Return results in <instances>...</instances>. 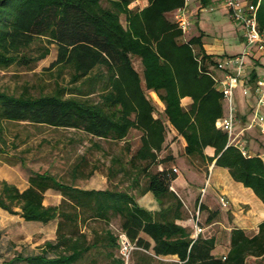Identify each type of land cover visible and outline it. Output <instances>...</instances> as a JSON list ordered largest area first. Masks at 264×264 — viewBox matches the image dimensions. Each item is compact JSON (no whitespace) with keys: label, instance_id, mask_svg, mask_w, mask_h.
Returning <instances> with one entry per match:
<instances>
[{"label":"trees","instance_id":"trees-1","mask_svg":"<svg viewBox=\"0 0 264 264\" xmlns=\"http://www.w3.org/2000/svg\"><path fill=\"white\" fill-rule=\"evenodd\" d=\"M148 2L144 9L133 11L131 0H0V70L47 58L46 45L39 47L38 55L27 53L42 39L56 45L52 67L72 70L69 86L57 83L50 94L17 96L0 91V155L9 151V122L75 129L112 142L125 141L132 129L143 131L141 147L127 161L113 157L106 176L131 180L127 189H86L35 171H30L24 189L0 180V209L26 222H57L53 241L29 254L15 251L0 264H128L121 234L133 246L131 256L134 250L150 252L141 264H247L249 257H264V221L252 235L233 227L227 252L216 256V236L194 238L192 227L179 223L184 204L171 190L174 173L150 171L159 164L168 124L154 119L159 108L141 89L132 56L141 58L146 86L159 94L165 105L161 112L186 140L187 155L204 157L205 150H212L210 164L227 169L234 181L252 189L264 204V152L245 157L228 145L227 134L216 127L223 114L222 94L209 75L217 61L202 50L203 32L181 43L182 31L167 14L182 7L184 0ZM258 21L264 29V3ZM259 82L254 68L244 84L254 101ZM186 97L193 100L188 109L182 105ZM126 150L130 151L128 145ZM80 167H74V179L84 176ZM143 177L148 183L141 189ZM137 189L142 195L152 192L160 210L150 212L140 206L133 192ZM48 191L62 196L59 204H45ZM199 211L209 212V223L219 214L203 203ZM1 234L0 230V239Z\"/></svg>","mask_w":264,"mask_h":264},{"label":"rangeland","instance_id":"rangeland-1","mask_svg":"<svg viewBox=\"0 0 264 264\" xmlns=\"http://www.w3.org/2000/svg\"><path fill=\"white\" fill-rule=\"evenodd\" d=\"M194 2L196 0H192L191 4ZM201 2L204 5V0ZM107 3V1L104 2L105 5ZM148 3V0H131L130 9L133 11L142 10ZM200 10H191L190 16L192 17L193 25L187 34V39L183 35L179 37L181 43H188L191 38L200 33L197 23L200 20L207 26V34L209 36L218 37L226 45L241 40L242 32L240 26L231 19L227 9L222 4L219 3L218 6H209ZM175 11L169 12L167 18L177 24ZM122 22L125 26L127 25L125 15H122ZM42 45H46L50 49V54L47 58L31 66L15 64L8 69L0 70V91H6L17 96H38L40 94L53 93L57 87V83L62 86H69L72 70L65 68L62 71L58 66L52 67V63L57 58L55 44H50L47 39H42L33 45L27 53H30L31 56L38 55L39 47ZM253 57L252 63H257L254 67H257V65L260 66L257 70L259 73H263L264 70L261 67V62L264 56L255 53ZM132 63L140 75L141 89L146 97L159 108L160 112L153 113L154 119L155 117L162 118L168 124L164 148L158 154L159 164H154L150 171L156 173L166 169L170 173H174L175 178L171 181V190L180 197L184 204L185 221L181 224L189 225L194 231V224L197 223V215L199 213L198 223L204 228L202 234L204 236H216L218 241L216 247L218 248L217 252L224 255L229 244L230 224L233 215L230 210L223 208L220 204V197L223 196L221 188H215L212 191L211 188L207 187L206 190L208 193L205 196L202 191V188H205V182L211 175V170V179L214 176V164H210L208 161V157L212 155V150H205L204 157L200 155H187L185 152L186 145L184 146L186 140L178 134L176 129L168 122L166 115L161 112L164 111L165 105L159 94L146 86L144 66L141 58L132 56ZM211 70L215 74L213 76L221 77V75H218L220 71L216 68H212ZM210 76L212 77V75ZM212 79L214 80L213 77ZM214 84L216 90L222 94L223 103V114L216 120L215 124H217V121L226 114V105L224 95L219 89V84L215 80ZM183 103L182 99V105ZM254 103V99L248 95L246 96L243 91L237 92L239 109L238 130L243 131L244 138L247 140V145L252 155L264 152V136L261 135L260 131L258 129L245 130ZM6 128L9 151L6 154L0 155V180H6L24 189L29 184L30 171H35L39 173H50L63 182L78 184L86 188L100 189L105 187H119L121 189H127L131 185V180L124 179L122 176L110 180L106 176L109 167L112 165L111 161L113 157L123 156L125 161H127L141 147L142 130L132 129L125 141L112 142L92 138L90 135L75 129H54L47 126H34L21 122L6 123ZM217 129L219 128L217 127ZM127 145L130 147V151L126 150ZM76 165L81 166L80 171L84 174V176L80 175L78 179L73 178V169ZM174 169H177V171ZM91 172L92 174H90ZM178 178L186 186L184 191L179 190L176 186V179ZM147 183L146 177H143L140 188L146 187ZM211 191L212 195H209ZM133 192L137 196L138 203L144 209L153 212V209L158 206V202L152 192H148L145 195L140 194V189ZM211 197L213 200V209L210 211H218L219 213L215 218V221L219 223L215 225H211L207 221L208 211H199V205L201 203L206 205ZM45 199L46 205H51L56 204L61 197L54 191H48ZM249 214L247 209L244 210V215L249 216ZM193 217L194 220L189 221ZM253 223L254 226L251 230L247 231L250 235L256 230V222ZM113 224L115 226L118 225V220L115 219ZM0 230L2 231L0 239V262L3 259L10 258L15 251H21L24 254L35 252L46 241H53L55 238V222L42 225L26 222L19 215H11L2 209H0ZM129 250V248L123 249L126 256H129L128 264H141L146 261V257L144 256L146 253L143 251L134 250L131 256V254H128ZM148 253L150 254V252H147L146 255ZM174 259V257H171L166 261ZM99 264H104V262ZM247 264H264V257H249Z\"/></svg>","mask_w":264,"mask_h":264},{"label":"built area","instance_id":"built-area-1","mask_svg":"<svg viewBox=\"0 0 264 264\" xmlns=\"http://www.w3.org/2000/svg\"><path fill=\"white\" fill-rule=\"evenodd\" d=\"M191 3L192 0H184V5L175 11V20L185 39H187V34L193 25L192 17L190 16ZM222 3L231 19L240 26L245 46L240 54L223 57L218 61L216 69L222 72L223 75L221 77L213 76L215 74L209 72V75H212L219 84V89L224 95L226 105V114L217 121L216 125L227 134L228 145H234L245 157H251L253 155L248 148L244 133L242 130H238L237 90L242 87L244 94L246 96L249 95L244 86L248 61L255 53L264 56V29L260 27L258 21V10L264 0H258L257 2L254 0H222ZM254 102L249 119L250 122L245 130L258 128L261 134L264 135V78L260 79L259 86L255 91ZM261 157L264 159V153ZM174 170L177 171V169ZM204 192L205 190H203ZM220 204L225 209L230 206V202L225 196L220 197ZM198 216L199 213L197 215V223L194 224V238H197L204 231V228L198 223ZM191 220L193 221L194 217ZM120 240L123 249L129 248L128 254H131L133 246L126 235L121 234ZM123 255L128 261L129 256H126L125 252H123Z\"/></svg>","mask_w":264,"mask_h":264},{"label":"crops","instance_id":"crops-1","mask_svg":"<svg viewBox=\"0 0 264 264\" xmlns=\"http://www.w3.org/2000/svg\"><path fill=\"white\" fill-rule=\"evenodd\" d=\"M201 1L202 0H196V2L191 4V10L192 9L193 10H195V9L200 10V9H204L205 7H209V6L214 7V6H218L219 3L222 4V6H224L222 3V0H206V5H203ZM197 23H198V27H199L198 28L199 32L200 31L203 32L202 50L207 55L212 56L215 59V61L218 62L223 57L234 56V55L240 54L243 51L244 46H245V42H244V38H243L242 34H241V40L240 41L232 42V43L226 45L218 37H212V36H209V34H207V28H206L207 26L205 25L204 22H202L200 20V21H197ZM253 58L254 57H251L250 60L248 61V65L246 68V75H248L251 72V70H253L254 68H256V70H257V68L260 67V66L254 67V65H256V63H252ZM262 59L263 60L261 62V64H262L261 67L264 70V57ZM216 72H218V71H216ZM218 75L222 76L223 74H222V72H218ZM259 76H260V79L264 78V72L259 73ZM239 91H243L242 87L238 88L237 92H239ZM183 102H184L183 106L186 109H188L190 107V105L192 104V99L186 97L183 99ZM185 145L186 144H184V146ZM214 167L215 168L213 171V174H214L213 178L211 179V177H212L211 176L212 170H211V175H210L209 179H207V181L205 182V188H202V191L205 190L204 196L208 193L206 190L207 187L211 188L212 191H214L215 188H221V193L223 194V196L226 195L225 197H227V199L230 202V206L227 210H230V212L233 215V218H232V221L230 224V230L233 227H238V228L244 229L245 231H249L254 226L253 222H256L255 223L256 224L255 232H257L259 224L264 221V204H263V202L255 195V193L253 192L252 189L246 188L243 184L234 181L227 169L221 168V167H216V166H214ZM211 181H212V183H211ZM176 186L179 190H183V191L186 188L183 181H181L179 178L176 179ZM84 188H86V187H84ZM105 188H100V189H105ZM86 189H96V188H86ZM212 191H211V194H209V195H212ZM60 197L62 199L61 195H60ZM61 199L58 202H56V204H52V205L59 204ZM212 204H213V200L211 197V198H209V201H208V203H206L205 206L208 207L209 210H212L213 209ZM246 209H247L248 213H250L251 215L250 214H249V216L244 215V210H246ZM153 210H154L153 212H157L160 210L159 203H158V206H156L155 209H153ZM190 220L191 219H189V221ZM183 221H185V220L184 219L180 220L179 223H182ZM218 223H219L218 221H214L213 223H211V225H215ZM37 224L42 225L41 223H37ZM56 229H57V222H55V233H56ZM227 250H228V248H227ZM217 251H218V248L215 249L214 254L216 256H222V254H219ZM226 252L227 251H225V253ZM169 258H171V257H165L164 260H169Z\"/></svg>","mask_w":264,"mask_h":264}]
</instances>
